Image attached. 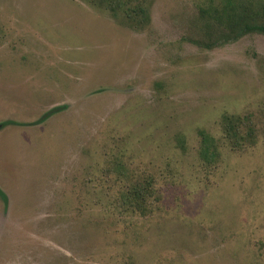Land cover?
I'll use <instances>...</instances> for the list:
<instances>
[{"label": "rangeland", "instance_id": "374dc122", "mask_svg": "<svg viewBox=\"0 0 264 264\" xmlns=\"http://www.w3.org/2000/svg\"><path fill=\"white\" fill-rule=\"evenodd\" d=\"M226 1L152 0L133 30L0 0V264H264V34L219 26ZM231 115L255 144L227 143ZM133 189L146 216L118 206Z\"/></svg>", "mask_w": 264, "mask_h": 264}, {"label": "trees", "instance_id": "16d2710c", "mask_svg": "<svg viewBox=\"0 0 264 264\" xmlns=\"http://www.w3.org/2000/svg\"><path fill=\"white\" fill-rule=\"evenodd\" d=\"M93 6L105 9L121 25L140 30L149 25L151 21L152 0H82ZM246 6L235 4L234 0H227L222 10L214 9L213 16L216 23L228 26L229 29L240 26L244 32H259L264 34V0H247ZM211 11V10H210ZM255 22V23H254ZM5 124H0V128ZM222 132L225 140L232 148H240L245 144H255V132L251 122L242 116H226L222 120ZM184 141H181V145ZM200 159L211 165L221 157L220 149L216 139L212 136L201 133V147L199 150ZM119 162H114L111 172L124 174L120 170ZM0 197L7 201V197L0 190ZM118 206L122 211H136L141 216H146L148 207L143 198L142 189L122 191L117 198Z\"/></svg>", "mask_w": 264, "mask_h": 264}]
</instances>
